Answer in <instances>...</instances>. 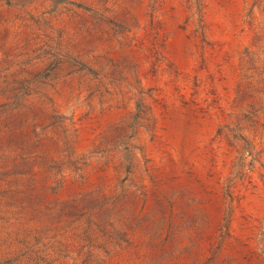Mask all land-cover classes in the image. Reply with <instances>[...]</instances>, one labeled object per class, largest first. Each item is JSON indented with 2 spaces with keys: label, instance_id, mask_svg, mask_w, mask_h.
<instances>
[{
  "label": "rangeland",
  "instance_id": "374dc122",
  "mask_svg": "<svg viewBox=\"0 0 264 264\" xmlns=\"http://www.w3.org/2000/svg\"><path fill=\"white\" fill-rule=\"evenodd\" d=\"M0 264H264V0H0Z\"/></svg>",
  "mask_w": 264,
  "mask_h": 264
}]
</instances>
